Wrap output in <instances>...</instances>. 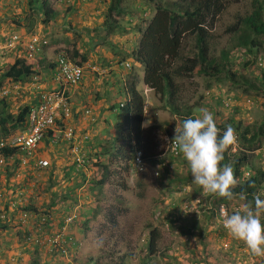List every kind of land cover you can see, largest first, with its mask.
<instances>
[{
    "label": "rangeland",
    "instance_id": "1",
    "mask_svg": "<svg viewBox=\"0 0 264 264\" xmlns=\"http://www.w3.org/2000/svg\"><path fill=\"white\" fill-rule=\"evenodd\" d=\"M46 1L56 13L49 22L43 23L44 12L42 8L39 9L40 0L33 7L28 5L29 0H0V40L11 35H18L21 40H25L32 33L47 34L50 43L45 48L44 63L48 64L54 56L55 49L63 46L70 49L71 54L74 49L79 51V54H84L91 64L88 67L90 71H84L81 81L76 85L77 91L73 95L70 94L71 114L66 123L73 127L74 134L81 140L79 155L81 161L84 160L88 164L84 167L87 173L92 170L98 172L100 167L93 165L97 158L112 170L104 192H100L95 186L87 187L86 184L76 190L74 195L69 194L66 199L63 198L61 194L71 184L68 182V176L63 174L62 168L72 165L74 158L72 144L63 138H59L56 143H51L45 138L39 143L41 155L52 163V173L47 170L37 172L33 168L30 170L33 178L28 183L34 187L37 185L36 176L42 180L41 186H44V191L33 188L28 189V192H33L36 196L35 203L38 205L51 202L48 210L55 224L70 211L74 210L76 213L77 220L73 222L72 232L81 242L79 262L84 263L87 260L85 264H106L111 260H118L121 254H129L124 264H143V261L144 264H205L204 258L208 264H258L259 258L262 257L253 255L243 241L229 235L220 216L221 207L228 214H232L243 205V200L235 196L231 201L225 199L224 203L215 208L214 214H209L206 210L214 208L216 201L221 198L202 194L203 189L193 183L190 167L183 162L185 159L182 154L179 153L173 159L167 156L170 138L167 132H175L176 126L182 125L164 102L165 99L152 90H146L142 81L144 67L142 63L132 60L130 54L138 45L141 37L139 30L141 27L142 31L145 29L155 12L154 5L147 0H119L120 6L125 10L119 14L113 11L110 17H107L106 8L114 0ZM251 8V0L229 2L216 21L213 32L215 38L211 41L217 51L226 48L232 54L238 55V58L233 59V68H237L247 82L238 79V85L232 86L225 73L212 77L194 75L178 79L180 99L191 106L193 117L199 115L198 109L206 108L212 114L217 112L215 121L217 126L234 127L233 123L241 122L240 128L235 130L237 141L225 153L222 162L232 165L236 159L245 155L247 162L241 166L243 174L240 178L246 177L251 170L264 171V139L246 148L239 134L249 127L251 135L253 130L261 125L264 117V93L258 91L254 93L248 87V83L259 86L255 78L261 70L252 64L245 70L237 66L239 63L236 65L235 62L244 54L236 52L238 50L236 36L227 31V27L235 22L237 16L244 15ZM258 38L264 41L263 36ZM17 54H21L20 49L4 54L0 52L1 74H4L6 65L10 64ZM254 54L264 57L262 48L259 51L255 48ZM74 60L79 61L80 56H75ZM124 62L130 66H124ZM258 63H261V60H258ZM91 67H96L99 73L102 71L103 73L99 74ZM50 72L47 73L48 77L51 75ZM31 83L33 82L24 84L25 89H16L12 87V82L0 81V88L9 89L5 98L6 114L11 113L15 116L24 106L34 104L35 94H30L31 90H28ZM131 84L144 96L146 113L143 127L148 128L145 133L151 144L150 151L153 149L151 152L156 153L154 159L165 158V163L148 160L144 161L142 171H137L132 166L126 172L123 168L124 161L114 156L116 148L113 147L112 138L116 130L118 131L117 119L121 114L119 104H127L129 95L125 89ZM53 86L55 84H50V87ZM218 99L223 100L220 106L217 104ZM85 108L91 109V114L96 118L95 122L83 118ZM91 125L94 127L90 128ZM100 126L103 130L96 133ZM26 127L27 125L18 129V133L23 132ZM85 135L89 137L84 139ZM2 137L4 139L3 135ZM24 169L25 166L22 165L20 176L16 177L13 186L18 188ZM115 170L119 175L114 174ZM49 178L53 184L47 189L46 183ZM123 180L126 189L117 188ZM5 181L2 164L1 201L8 200L6 197L8 184H5ZM58 192H61L60 196ZM258 192L264 199V182ZM102 194L106 196V201H103ZM114 194L124 196L128 200L126 212L121 211L122 207L111 201ZM90 196L92 199L97 198V201L88 205ZM64 202L76 204L72 208H67L64 207ZM173 211L176 218L171 221L169 218ZM110 212L115 219L113 222L106 217ZM29 223H26L28 229L34 230L35 227ZM153 227L158 230L159 237L155 243L156 251L150 254L147 251V240ZM55 228L53 226L47 230L53 232ZM2 232L0 231V236L3 239L9 236L8 233ZM42 235L45 236V233L42 232ZM4 242L0 249L6 247ZM8 250H11L9 259L22 253L24 256L22 258H25L21 260L22 264H30L34 256L30 245H25V249H19L16 243H13L12 248ZM89 258L93 260H88ZM262 260L264 264V258Z\"/></svg>",
    "mask_w": 264,
    "mask_h": 264
},
{
    "label": "trees",
    "instance_id": "2",
    "mask_svg": "<svg viewBox=\"0 0 264 264\" xmlns=\"http://www.w3.org/2000/svg\"><path fill=\"white\" fill-rule=\"evenodd\" d=\"M152 3L155 7V13L148 21L145 29L142 31L141 39L138 43L137 48L132 49L130 54L134 60L142 63L144 67L143 83L149 89H151L155 94L161 96L165 99V103L168 108L174 113L176 120H178L181 125L183 121L192 116L191 106L185 104V102L180 99V83L179 78L185 76H196L202 75L207 77H212L225 73L228 76L229 81L232 86L238 85V79L242 82H247V79L241 75L237 68H233V59L238 58V55L232 54L226 48H221L218 51L214 48L212 44L214 26L218 17L226 9L227 4L232 0H147ZM38 0H29L28 5L33 7L37 5ZM251 10L246 12L244 15H239L233 24L227 27V31H231L236 36L237 49L236 52L244 54L235 63L237 66H241L243 70L250 66V64L258 67L260 74L257 76L259 86H255L254 83H248V87L251 91L256 93H264V57L259 54H254L255 48L259 51L262 48L264 51V41L258 38L259 36L264 37V0H251ZM43 10L44 16L42 19L43 23L49 22L55 15V10L47 3L46 0H40L39 9ZM125 8L120 6L119 0H114L107 7V17H110L113 11L119 14L124 11ZM104 21V20H103ZM105 25V22H104ZM108 26V28H110ZM191 41V46L189 42ZM254 54V55H252ZM73 57L80 56V62L86 61V56L84 54H79V51L74 49ZM43 62L42 59H40ZM258 60H261V66L258 65ZM33 60H26L25 57L18 54L13 62L6 65V70L4 71V76L10 78L12 81H23L29 78L32 74L36 73L33 69ZM52 66V65H51ZM131 98L125 107L120 108L121 110V121L118 123L119 135L116 141H119L118 155L122 157L126 162L127 166L124 170L129 169V160L132 157L133 147L140 148L143 151L144 161H158L163 163L165 158L154 159L156 153H152L151 144L147 140L146 131L148 128L142 126V121L144 117V98L143 96L135 90H131ZM217 104L220 106L223 100L218 99ZM7 102L5 99L0 100V165L4 164V171L6 176L5 184L7 183V195L8 200H0V231L8 233L9 236H0V246H3V242L6 245L5 248L0 249V264H12L9 260V248H12V244L16 243V247L19 249H25V245L32 246L33 258L30 264H39V260L42 254V250L38 246H33L34 237H39L37 233H42L39 225L41 218H47L49 215V210L51 202L42 203L41 205L36 204L35 195L33 192H28V189L38 188L39 191H44V186H41L42 180L39 177H35L37 185L34 187L30 186L29 180L33 178L31 174V169L34 168L37 172H44L47 170L52 173V163L50 160L41 155L42 150H40L39 144L37 148L28 153L26 151H20L18 148L13 147L8 141L14 133H18L22 127L27 125V115L29 111V106H24L17 115L11 113L6 114ZM220 111H218V114ZM214 119L216 121L217 112L213 113ZM220 115V114H219ZM194 118V117H193ZM66 119L60 117L56 121V127L60 130L64 129L67 125ZM9 123V124H8ZM235 126L231 125L235 130L240 128L241 122L233 123ZM125 126L124 129H121ZM152 127V126H151ZM221 135L223 131L226 130V126H217ZM170 136L169 139H173L175 132L168 131ZM4 136V139L2 135ZM240 137L243 145L246 148H250L251 144L256 141L264 139V117L262 118L261 125L255 128L251 135H249V127H246L241 131ZM249 135V136H248ZM64 140L62 135H60ZM47 138L51 143H56L59 138L55 141L51 136V130L45 133L43 139ZM8 139V140H7ZM7 143H6V142ZM42 141V140H41ZM40 141V142H41ZM39 142V143H40ZM72 144V140H69ZM134 144L135 146H132ZM246 144V145H245ZM81 150H79L80 153ZM105 153V152H104ZM72 165L63 166V174L68 176L71 185L65 188V192L60 194L63 198H67L69 194L74 195L76 190L87 184V187H97L100 192H104L105 186L107 185V180L111 176L112 172L107 165H102L101 159L97 158L93 165L99 166L98 172L95 170L86 171L87 163L82 160L78 161L73 155ZM40 159L47 160V165L43 166L39 164ZM188 166L186 160L183 161ZM247 162V158L244 155L242 158L236 159L232 163L236 178L238 179V185L234 191V196L239 197L243 200V204L252 201V194L258 193L259 188L264 182V171L260 169L251 170L248 175L244 178H240L243 174L241 166ZM24 165L25 169L22 171L21 183L18 188L13 186L16 177L20 176L19 171L21 166ZM18 172V174H17ZM117 175L118 171H114ZM40 175V174H38ZM12 177V178H11ZM249 178L255 182V188L248 186ZM49 189L51 187L52 180L49 178L46 183ZM126 189V184L124 180L117 185V188ZM56 193V191H53ZM38 194V193H37ZM39 195V194H38ZM103 201H106V196ZM243 197V198H242ZM100 200V199H99ZM97 201V198L92 199L89 197L88 205ZM112 202H116L121 211H127L128 200L124 196L114 194ZM36 202V203H35ZM225 199L221 198L217 200L214 208L206 210L209 214H214L215 208L219 207V204L224 203ZM74 205L66 204L64 202V207L72 208ZM87 205V204H86ZM79 206H81L79 204ZM90 208H88L89 210ZM92 213V212H91ZM17 214V215H16ZM24 214L27 218H23L21 215ZM30 225L34 226L35 229H28L27 219L32 216ZM170 220H175L174 211L170 214ZM110 222L115 219L112 213L107 214ZM180 219V218H178ZM194 222V221H193ZM46 223V222H45ZM43 223V225L45 224ZM12 228V229H11ZM44 232H47L46 226L43 228ZM159 237L158 230L152 228L150 235L147 240V251L153 254L155 249L156 240ZM7 244H10L7 246ZM23 246H19V245ZM36 245V243H35ZM41 252V253H40ZM22 254V253H21ZM20 256V254L18 253ZM17 254L14 256L17 264H22L21 259H18ZM112 255V254H110ZM129 254H121L118 260H111L106 264H124L125 260ZM149 256V254H148ZM6 257V258H5ZM5 260V261H4ZM4 261V262H3ZM30 261V260H29ZM205 264H208L206 258L203 259ZM42 264H48L44 261ZM144 264V261H143ZM211 264V263H210ZM263 264L262 258H259V263Z\"/></svg>",
    "mask_w": 264,
    "mask_h": 264
},
{
    "label": "clouds",
    "instance_id": "3",
    "mask_svg": "<svg viewBox=\"0 0 264 264\" xmlns=\"http://www.w3.org/2000/svg\"><path fill=\"white\" fill-rule=\"evenodd\" d=\"M139 33H141L142 35V27L139 30ZM32 35L43 36V38L47 40V44L43 47L40 57L38 59L37 58L35 59V60H38L40 68L38 70L33 68L34 70H36V73L32 74L29 78L23 81H12L10 78L4 76V74H1V68H0V81H5L6 83L12 82V87L16 89H19V88L25 89L24 84L28 82H33L31 83V86L28 87V90H31L30 94H35V98H34V104H35L38 101L39 92L44 91V90L50 91L57 87V84L52 79V69H54L56 65L55 60H56L57 52L60 50H65L67 52L68 60L80 66L82 69L81 77L77 83L64 85L69 95V105H70L69 115L68 117H65L67 121L71 114V103L72 102H71L70 94L73 95V93L77 91L76 85H78V83L81 81L84 71L86 70L90 71L88 67L91 66V64L88 63L87 58L85 62L81 64L78 63L80 62V60L79 61L74 60V57L72 56L73 53L71 54L70 49L63 47V46H60L55 49L52 60H50V62L46 64L44 63V59L46 57V53L44 52L46 51L45 48L48 47L50 43L48 37L46 36L47 34L32 33L30 36L28 35L27 39L25 40H28ZM25 40H22V41H25ZM136 48L137 47H135L134 50ZM15 49L17 50L20 49L21 51L20 56L25 57L26 60H33V59H28L25 56L24 47L17 46L12 50H7V51H13ZM131 58L132 60H134L133 57ZM40 59H42L43 62H41ZM33 62H34L33 63V66H34L35 61ZM124 66L129 67L130 65L127 62H124ZM91 69L99 73L98 68L91 67ZM48 72H50L51 75L49 76L47 81H43L44 74H47ZM102 73H99V74H102ZM34 76H36L37 78H34ZM48 81L51 84H55V86H53L52 88H47L48 85L43 86V84ZM133 84H131V86L128 88L126 86L127 89H125V92L128 93L129 95V99L131 98V94H130L131 90L133 89L136 91ZM144 86L147 91L149 90L151 91V89H149L146 85ZM3 89L4 88L1 87L0 91ZM7 90L9 91V89ZM7 95L8 94L0 97V100L5 99ZM127 102H129V100ZM144 104H145V101H144ZM122 107H125V104L120 103L119 108H122ZM91 112L92 111L90 108H85L83 110L82 116L84 119H90L91 122H95L96 118L94 115L91 114ZM198 112H199L198 116H195L194 118L190 117V118L185 119L183 121L182 127L176 126L175 136L172 142L174 143L175 149L178 150L180 154H182L183 158L186 160L188 166L190 167L191 175L193 178V183L203 189L202 194L204 196L213 195V196H216L217 198H224L228 201H231L234 199L235 194H234L233 189L237 187L238 181H237L232 165L230 163L224 164L222 162L225 159V153L232 146H234L237 141L235 129L231 125H228L226 130H224L223 134L221 135V131L217 127V124L215 122L214 115L206 108H200L198 109ZM145 113H146V110L144 109V114ZM120 121H121V114L117 119V125H116L117 129H118L117 127L118 123ZM143 121H144V117H143ZM143 121H142V126H143ZM93 127L94 125L90 126V128H93ZM124 128L125 126H122L121 129H124ZM69 129H71L72 136L70 139H66V140L67 141L72 140V153L76 157V159L79 156L80 162H82L81 156L79 155L81 140L76 137V134H74L73 127L66 125L65 128L62 129V131L63 130L67 131ZM101 130H103V128L100 126L97 128L96 133ZM13 135H15V133ZM60 135L63 136V133L61 132ZM60 135L59 137H61ZM118 135H119V129L118 131L116 130V134L114 135V138H112L113 140L112 144L114 145L113 147L116 148V151L114 152V156L116 159H122L124 161V164H123V168H124L127 166V162L118 155L119 141H116V138L118 137ZM100 136L103 137L102 134ZM88 137L89 135L83 136L84 139H87ZM75 146H77V149H78L77 152L73 151V148ZM132 146H135V145L132 144ZM137 156L140 157L139 162L136 160ZM167 156L170 159L177 157V156H171L168 150H167ZM102 165H105V164H102ZM132 166L137 171H142L144 167L143 151L140 150V148H137L136 146L133 147L132 157L129 160V169L127 171H129ZM111 174L112 172L110 173V175ZM117 175H119V172ZM248 186L251 188H255V182L251 180V178H249ZM252 196H253L252 201H249L243 204L240 208L235 210L232 214H228L222 207L220 210V216L222 218L223 227L226 229L229 235H231L233 238L237 240L243 241L244 244L247 246V248L251 251L253 255L264 258V219H262V216H264V199L261 198L260 194L255 193V192L252 194ZM102 215L104 216V214ZM21 216L23 218H27L26 216H24V214H22ZM32 217L33 215L27 219V222H30ZM106 217H107V214H106ZM53 220L54 219L52 218L50 212H49V215H47V218L46 216L42 217L39 225H42L40 226V229L43 233H45V236H43L42 233H37L39 237H34V240H33V246L35 247L38 246L43 251L42 253L43 255L41 254L42 258H40L39 260V264H42L44 261H47L48 264H85V262L87 263V260L84 263L79 262L80 260L79 257L81 255L79 251L81 248V242L72 232L73 222L77 220V215L74 212V210L70 211V213H68L62 220H60L58 224H55L54 223L55 221ZM43 223H45L44 225L46 226V229H48L49 227H53V226L56 228L55 230H53V232L48 231V230L47 232H44ZM14 256L15 255H13L12 258H10L9 260L12 262V264H17V261L15 260ZM22 256L23 255L20 254L18 259L25 260V258H22ZM88 260H93V259L89 258Z\"/></svg>",
    "mask_w": 264,
    "mask_h": 264
},
{
    "label": "built area",
    "instance_id": "4",
    "mask_svg": "<svg viewBox=\"0 0 264 264\" xmlns=\"http://www.w3.org/2000/svg\"><path fill=\"white\" fill-rule=\"evenodd\" d=\"M46 44L47 40L43 36L32 35L28 40L22 41L18 35H11L0 40V52L4 54L7 50H12L17 46L24 47L25 56L35 61L33 68L38 70L40 65L38 60L35 59L40 57ZM55 62V68L52 69V79L57 84V87L50 91L39 92L38 101L29 109L26 129L21 133H16L9 140V143L20 151L31 153L32 150L37 148L45 133L50 130L54 141L61 132L66 139H70L72 136L71 129L67 131L58 129L56 121L60 117H68L70 111L69 95L64 85L77 83L81 77L82 69L68 60L65 50L57 52ZM258 64L261 65V63ZM34 78L37 77L34 76ZM8 93L7 89H3L0 91V97ZM172 140L168 142V152L171 156H177L179 152L175 149ZM77 150V146H75L73 151L77 152ZM77 160L80 161L79 156ZM136 160L139 162L140 157L137 156ZM39 164L45 166L47 165V160L40 159Z\"/></svg>",
    "mask_w": 264,
    "mask_h": 264
},
{
    "label": "crops",
    "instance_id": "5",
    "mask_svg": "<svg viewBox=\"0 0 264 264\" xmlns=\"http://www.w3.org/2000/svg\"><path fill=\"white\" fill-rule=\"evenodd\" d=\"M48 78H49V77L47 76V74H45L44 77H43V81H47ZM50 84H51V83H49V81H48V82L44 83L43 86L48 85L47 88H52V87H50ZM8 252H11V250H9ZM5 258H6V257H5Z\"/></svg>",
    "mask_w": 264,
    "mask_h": 264
}]
</instances>
